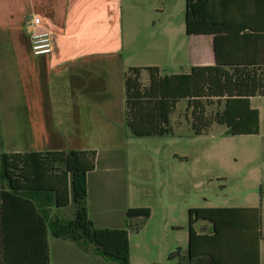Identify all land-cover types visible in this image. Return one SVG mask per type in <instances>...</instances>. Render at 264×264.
Listing matches in <instances>:
<instances>
[{
	"label": "crops",
	"instance_id": "0c3cea01",
	"mask_svg": "<svg viewBox=\"0 0 264 264\" xmlns=\"http://www.w3.org/2000/svg\"><path fill=\"white\" fill-rule=\"evenodd\" d=\"M145 2L0 0V209L5 194H21L12 191L1 175V157L53 151L96 152V169L88 176L87 209L98 229H126L130 209L148 208L128 180L137 138L127 128L126 75L133 68H158L166 76L162 68L169 65H161L149 55L139 58L136 65L138 50L148 53L149 48L145 37L138 39L134 29L136 21L146 24V10L136 9ZM33 18H39V28L53 38L50 55L38 57L32 52L28 21ZM187 37L184 47L182 38L178 41V35L171 36L166 51L161 49L166 61L174 65L185 57L187 73L192 67L214 66L215 37ZM29 195L37 215L47 224L57 217L75 219L76 210L69 213L74 205L58 209L54 193ZM7 212L6 228L0 213V264H24V255L35 260L42 231L33 208L14 201ZM197 225H202L201 233L196 231ZM194 231L204 237L196 246L199 262L191 260L189 236L188 248H180L176 254L178 263L223 264V224L217 233L213 223L200 220ZM263 241L262 218V239L248 231L239 246L246 254L251 252L252 260L255 246L260 264H264ZM48 243L50 264H111L93 246L56 238L50 229Z\"/></svg>",
	"mask_w": 264,
	"mask_h": 264
},
{
	"label": "trees",
	"instance_id": "16d2710c",
	"mask_svg": "<svg viewBox=\"0 0 264 264\" xmlns=\"http://www.w3.org/2000/svg\"><path fill=\"white\" fill-rule=\"evenodd\" d=\"M186 33L189 37H215L216 64L192 67L189 73L162 76L158 68H133L126 75L127 128L136 138L163 137L173 133L171 116L177 104L187 101V111L196 135L207 133L214 124L228 128L232 136L260 133V112L252 107V99L264 97V0H186ZM148 74L149 84L142 82ZM223 106L212 117L207 107ZM96 152L53 151L3 155L1 175L9 188L1 205V224L6 228L7 208L23 202L33 208L42 231L40 250L24 264H50L49 229L56 238L84 242L107 261L131 264L130 230L139 232L152 216L150 208H133L127 212L126 229H98L87 209L88 176L96 169ZM31 192L54 193L58 209L71 204L75 219L57 217L54 222L37 215ZM213 223L220 231L223 224V264H260L254 246L246 254L239 246L246 233L262 239L260 209H201L190 211V255L199 262L198 240L194 231L200 221ZM248 230V231H247ZM250 234V233H249ZM250 239V235H249ZM244 245V243H243ZM8 259V253H5ZM6 264V262H5ZM193 264V263H191Z\"/></svg>",
	"mask_w": 264,
	"mask_h": 264
},
{
	"label": "rangeland",
	"instance_id": "374dc122",
	"mask_svg": "<svg viewBox=\"0 0 264 264\" xmlns=\"http://www.w3.org/2000/svg\"><path fill=\"white\" fill-rule=\"evenodd\" d=\"M140 7L146 10V24L136 21L134 29L138 39L145 37L149 48L148 53L138 50L136 65L139 58L149 55L157 63L169 65L163 66V75L187 73L185 57L170 65L161 50L166 51L171 36L178 35L179 41L180 35L184 47L187 45L186 0H146L136 9ZM28 27L32 34L33 27ZM142 82L149 84L146 72ZM252 107L261 114L258 135L232 136L220 124L196 135L187 101L182 100L171 116L172 134L136 139L130 157L129 186L151 209L152 218L139 232L127 226L132 264H179L176 254L189 246L191 210L260 209L264 236V97L253 98ZM218 110L223 106L211 105L206 115L212 117ZM121 191L123 194V186ZM74 212L72 207L69 213ZM195 229L201 233L202 225Z\"/></svg>",
	"mask_w": 264,
	"mask_h": 264
},
{
	"label": "built area",
	"instance_id": "2783aa9c",
	"mask_svg": "<svg viewBox=\"0 0 264 264\" xmlns=\"http://www.w3.org/2000/svg\"><path fill=\"white\" fill-rule=\"evenodd\" d=\"M28 25L34 29L31 35L33 54L38 57L50 55L54 50L53 38L50 33L39 28L41 20L39 18H33L28 21Z\"/></svg>",
	"mask_w": 264,
	"mask_h": 264
}]
</instances>
